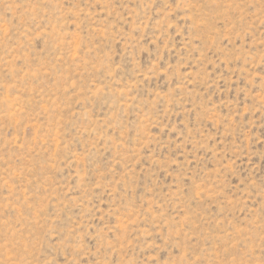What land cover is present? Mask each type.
I'll return each instance as SVG.
<instances>
[{"label": "rangeland", "instance_id": "374dc122", "mask_svg": "<svg viewBox=\"0 0 264 264\" xmlns=\"http://www.w3.org/2000/svg\"><path fill=\"white\" fill-rule=\"evenodd\" d=\"M0 264H264V0H0Z\"/></svg>", "mask_w": 264, "mask_h": 264}]
</instances>
